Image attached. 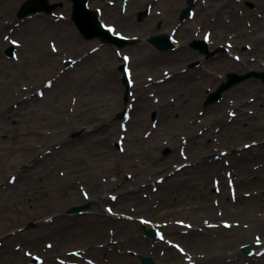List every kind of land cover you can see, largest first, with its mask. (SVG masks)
I'll return each instance as SVG.
<instances>
[{"label":"rangeland","instance_id":"rangeland-1","mask_svg":"<svg viewBox=\"0 0 264 264\" xmlns=\"http://www.w3.org/2000/svg\"><path fill=\"white\" fill-rule=\"evenodd\" d=\"M9 1L0 0V264H141L140 256L158 264H210L213 254L224 255L228 263L264 264V180L253 177H264V117L251 93L264 92V83L252 75L264 72V57L256 69L240 74L223 70L217 58L241 64L256 58V48L264 44V8L252 1L217 0L238 4L237 12L244 13L241 35L216 39L203 52L191 45L202 41L204 31L195 32L188 44L181 36L192 21L184 16L188 0L174 9L175 0H149L142 8L131 6V0H89L104 25L133 42L122 49L83 38L68 0H48L52 12L25 18L19 11L34 0ZM199 2L209 6L208 0ZM168 8L172 13L166 19ZM41 14L67 24L84 47L61 42L52 26L34 29L29 22ZM152 15L158 20L147 29ZM253 19L262 25L255 27ZM156 35L170 36L208 62L218 59V66L203 67L218 81L197 72L201 58L153 71L146 57L167 52L150 44ZM11 48L14 57L7 53ZM107 48L115 59L111 66L102 62ZM97 53L84 63V57ZM119 61L128 69L129 89L116 74ZM174 69L191 72L190 77L174 80ZM246 81L252 87H245ZM224 84L230 87L212 99ZM141 96L155 108L144 109ZM243 110L251 120H241ZM222 116L225 122L217 123ZM103 128L110 133L104 134L110 139L107 150L99 142ZM194 137L198 143L191 145ZM44 158L46 166L37 162ZM129 191L134 199L119 204ZM84 205L82 214L71 211ZM144 230H155L159 238L147 237ZM206 230H212L209 244L191 239ZM244 246L254 253L243 255Z\"/></svg>","mask_w":264,"mask_h":264},{"label":"bare ground","instance_id":"bare-ground-1","mask_svg":"<svg viewBox=\"0 0 264 264\" xmlns=\"http://www.w3.org/2000/svg\"><path fill=\"white\" fill-rule=\"evenodd\" d=\"M6 1L12 2L9 0H5V2ZM202 1H204V0H201V2ZM216 1L217 0H208L209 6H207V8H204V6L200 5L199 0H194L193 5L196 6V8L198 7V9L197 10L194 9V11H193L194 13L192 14L193 15L192 21L187 22L185 27H182V29L180 30L181 36H183L185 43L188 44L192 40H195V35H194L195 32H198V34H199V33L204 31V33L202 35V40H206L209 43L208 46H212V47L214 45H216V39H222L223 37H226L230 34H235V38L239 37L241 35V31H239V28L241 29V25L243 24L244 13L239 14L237 12L236 9L238 7V4L231 2V1H228L224 5H220L219 3H216ZM221 1H223V0H221ZM243 1L256 2V3H258L260 9L264 8V0H242V2ZM147 3H151V2L149 0H138V3H137V0H131L130 1L131 6L133 5L136 7L138 5V7H141V8L144 7ZM181 3L183 4L184 1L183 0H175L171 9L176 8V5L181 4ZM170 13H172V12L169 9L168 13L165 14L166 19L168 18V14H170ZM245 13L249 17H252V18L255 17V14H256V12L249 11V10H246ZM43 16L44 15L41 14L39 16L32 17L34 19L32 21H30L29 24H34L33 28L34 29L37 28L39 30H43L42 26H44V25H46V27H47V25L52 26L54 28V32H58L60 35H62L61 36V42L63 41L65 43H69L70 41H73L75 43V45L80 44L82 47H84L83 46L84 44L82 43V41L76 38V33L74 32V30L70 29L67 24H65L62 21H60L59 23H55L53 21L50 22L49 17L45 20L43 18ZM212 17L215 19V21H210V19ZM157 20H158V18H156V16L152 15L144 27L149 29L150 28L149 26H151L154 23V21H157ZM44 21H46L45 24H44ZM122 21L123 20L119 19L118 23L120 25H122V27L129 29V25H128L129 23H125ZM125 21L128 22L127 20H125ZM195 22L197 23L196 25L194 24ZM159 23H157V24H159ZM253 24L257 28L260 25H262L259 19H253ZM200 25H201V29L198 30L197 28ZM202 26H205L206 30ZM211 30H213V33ZM237 32L239 34L238 36L236 35ZM213 34H214V36H213ZM199 35H201V34H199ZM205 37H207V39H205ZM109 47H111V46H109ZM174 48H175L174 51L171 50V51H167V52L161 53V54L153 53V54L147 56L146 59H147V62L149 63V67H152L154 69L153 71H156L159 66H162L164 64L167 65L169 68H171L173 66H175V68H176L177 67L176 65H178L180 63H184L187 65V63L189 61L201 58V55L198 52L190 49L188 46L186 47V45L185 46L179 45L177 47L175 45ZM110 51H111V48H107L103 51V53H104L103 58L104 59L102 60L103 63H107L109 66H111L112 63L115 62V59L113 58L112 54H110L111 53ZM101 52H102V50L99 52V54ZM255 52H256V54H255L256 58L253 59V61H250V60L248 61V57H246L245 61H248V62H246V63L242 62V64H241V62L237 63V62L231 61L228 56H222V57H217V58L221 59V61L223 63L222 64L223 70H225L228 73L232 72V73H236V74L239 73L240 74L241 70L245 71V69H248V67H251L254 70L259 66L260 61H261L260 60L261 57L262 58L264 57V44H263V42H262V45H260V46H258V48H256ZM90 56L91 55L89 54L88 56L84 57V59L86 58V60H84V63H91L93 59L98 58L100 55L98 56V53H97L94 55V57L92 59H90L91 58ZM217 58H215V59H217ZM214 61H215V63H214ZM119 62L122 63L121 61H119ZM142 62H144V58L142 59L141 62H138V64H142ZM201 62H203V63L201 64V66L199 67L197 72H201L204 75V77L210 76L211 78H213V80H210V81L216 83L218 80L214 79V77H212L211 74L204 72L205 70L203 69V67H205V65H207L209 67H211V66L215 67V65L218 66V63L220 61H218V59H217V60H213L211 62H208L207 60L202 59ZM164 70H169V69L164 68ZM109 73H111V70ZM109 73L107 74V76L108 75L111 76V74H109ZM155 73H157V72H155ZM171 73L173 74L172 78H174V80H177V81L181 80V82H184V81L188 80V77H190L189 73H191V72H189L188 74H181L180 70L174 69V73L173 72H171ZM116 74L119 77H122L121 73L116 72ZM205 79H209V78H205ZM250 86H251V82L246 81L245 87L249 88ZM138 88H140L139 89L140 94L144 95V91L141 90V87H138ZM167 88H170V86H167L165 88V91ZM197 89H198L197 86L193 87L192 92L197 91ZM251 93H254V95L258 97V101H257L255 108L258 110L257 112H259V114H262V116L264 117V99H263L264 98V92L260 88V89L252 90ZM141 98H143V99H142L140 105L144 109L146 106L149 107L148 108L149 110H152L155 108L154 106H151L152 104H150L148 102V100L145 98V96H141ZM35 101L40 102L39 98H37ZM162 109H163V111H165L164 108H162V107L159 110L161 111ZM237 109L239 110V108H237ZM6 112H8V111H6ZM6 112L2 113L3 114L2 115L3 120H5L7 118V116H6L7 114H5ZM240 113H242L241 114V120H243V121L251 120L252 117L246 115V112L244 110H243V112H240ZM239 116L240 115H238V117ZM171 117H172V115H171ZM216 122L220 124V122H225V119L222 116L219 119H217ZM262 128L264 129V126ZM103 131H104V128H103ZM107 132H108V130L102 132V139L99 141L100 145L101 144L103 145V146H101V148H103L104 150H107V145H109V144H107L108 142H106L108 140V138L106 136H104V134H106ZM109 135H110V133L108 132V137H110ZM197 139L195 137L190 139V142H192L191 145L192 144L196 145V143H198L196 141ZM259 147H260V145H259ZM261 157L264 158V155ZM49 161H50V159H49ZM37 162L44 163L45 166L47 165L46 158H44V160L38 159ZM41 165H43V164H41ZM159 167L160 166H156V168H159ZM184 169H185V167H182L180 170H184ZM31 171L34 174L36 173L34 168ZM180 173H174L173 175H175V177L178 178L177 176H179ZM185 174H189V172L184 173L183 175H185ZM37 176H40V174L38 173ZM253 177H257V178L264 180V177H260L259 174H253ZM93 191H94V189H93ZM129 199H134V192L129 191L127 193V195L121 196L120 200H119V204H120V201L123 200L124 202H126ZM98 201H99L98 203L100 204L101 201H103V200L101 198V199H98ZM95 204H96V200H94V205ZM211 232H212V230H206L203 233H198L197 235L193 236L194 238H191V239L192 240H198L199 242H203L204 244L207 245V244H209V241H210L209 239H207V237L211 234ZM198 236H200V238ZM209 263L210 264H239V263H237V260H231L228 263V262L224 261V255H223V257H221V256L217 257L214 254L211 255V259H209Z\"/></svg>","mask_w":264,"mask_h":264},{"label":"water","instance_id":"water-1","mask_svg":"<svg viewBox=\"0 0 264 264\" xmlns=\"http://www.w3.org/2000/svg\"><path fill=\"white\" fill-rule=\"evenodd\" d=\"M74 2V8L72 13V19L75 22L76 27L80 30L81 34L86 39H93V38H100L103 39L104 42H111L116 43L119 46H124L126 44L125 41L117 40L114 37H111L110 34L103 30L99 19L98 14L93 11H89L87 9V0H71ZM190 4H192V0H188ZM54 9V6L49 5L47 0H35L34 2L26 3L23 8L21 9L19 16L24 17L31 13H36L41 10H52ZM189 12V9H187L184 12V15H187ZM150 42L158 47L161 50H168L171 47V44L169 42V39L167 36H155L150 39ZM194 47H197V45H194ZM205 49V48H204ZM9 55H12V51H8ZM123 70V68H121ZM257 78H261L264 81V73H257L254 74ZM232 77V76H231ZM244 78L238 77L236 81H240ZM232 84V83H230ZM230 84L223 85L220 90L215 94L214 98L219 99L220 94L227 88L230 87ZM213 98V99H214ZM84 207L75 208L74 211H80ZM149 236H154V232H150L148 234ZM244 253H251L252 250L250 247L243 248ZM142 264H156L153 260L145 257H141Z\"/></svg>","mask_w":264,"mask_h":264},{"label":"snow or ice","instance_id":"snow-or-ice-1","mask_svg":"<svg viewBox=\"0 0 264 264\" xmlns=\"http://www.w3.org/2000/svg\"><path fill=\"white\" fill-rule=\"evenodd\" d=\"M104 27H106L107 30H108L109 32L113 33L114 35H116V36H121V33L118 32L114 26L104 25ZM4 39H5V40H8L9 37H8V36H5ZM205 39H207V37H205ZM12 43H13V44H17L18 42L15 41V40H13ZM52 51H53V52L57 51V49H56V47H55L54 44H53V46H52ZM117 55H119V53H117ZM124 59L127 60V59H129V58H128V57H124ZM50 86H51V81H49V87H50ZM41 95H43V93H41ZM113 199H115V197H113ZM108 211L111 212L112 209L109 208ZM226 226H228V225H226ZM161 238H163V237H161ZM259 242H260V241H259V238H257V243H259ZM49 247H51V245H49ZM176 247H177L181 252L184 251V249L181 248L179 245H176ZM29 255H31V254L29 253ZM77 255H78V254H77ZM36 259L39 260L40 258H39V257H36Z\"/></svg>","mask_w":264,"mask_h":264}]
</instances>
